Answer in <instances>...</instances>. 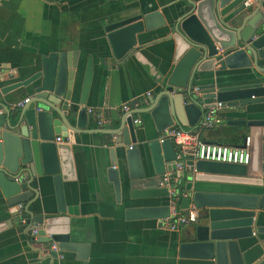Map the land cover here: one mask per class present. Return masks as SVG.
<instances>
[{"label": "water", "instance_id": "water-1", "mask_svg": "<svg viewBox=\"0 0 264 264\" xmlns=\"http://www.w3.org/2000/svg\"><path fill=\"white\" fill-rule=\"evenodd\" d=\"M243 1L178 0L179 12L173 20L152 8L105 26L117 59L133 53L136 34L166 24L182 49L159 88L130 102L131 107H137L134 112L150 115L156 126L155 138L148 139L138 131L131 111H124L117 127L108 130L114 134L113 142L124 147L120 166L112 156L107 176L117 201L122 186L127 189V219H155L162 226L171 210L186 211L191 206L197 211L194 223L177 228L172 241L173 264H264V226L257 225L256 212L263 207L264 194L244 191L264 184V106L256 107L264 103V0H252L249 6ZM120 38L125 44L118 52ZM71 56L66 51L49 52L30 76L3 90L28 88V101L12 108L0 102L5 106L0 115L1 192L9 206L22 204L21 210L29 216L27 223H31L27 230L30 243L52 261L85 258L87 248L73 240L62 182L74 178L70 142L76 134L90 131L86 128L89 114L85 99L92 64L88 59L76 102L72 87L78 61L76 53ZM246 68L258 73L253 81L216 87V72ZM7 76L12 78V74ZM211 77L213 81H209ZM215 101H221L228 112L244 115H222L214 125L220 140L204 141L212 155L187 160L184 170L176 172V152L171 138L164 136L165 129L196 130L205 108ZM56 135L62 136L61 143L55 142ZM165 170L180 180L185 177L191 186L179 185L178 197L169 196L161 186ZM39 177L51 179L57 203L54 214H33L27 209L38 196L32 181ZM197 182L240 187L239 191L198 190ZM152 198H167L168 202L142 204ZM32 229L37 230L36 239Z\"/></svg>", "mask_w": 264, "mask_h": 264}, {"label": "crops", "instance_id": "crops-1", "mask_svg": "<svg viewBox=\"0 0 264 264\" xmlns=\"http://www.w3.org/2000/svg\"><path fill=\"white\" fill-rule=\"evenodd\" d=\"M177 1L0 0V102L12 108L27 98L28 88L3 90L30 76L38 68L41 58L49 52L66 51L70 57L76 53L78 61L72 87L76 102L87 60L91 59L92 75L85 106L99 111L104 118L99 125L89 116L86 128L90 131L76 134L70 142L74 178L62 182L73 240L87 244L85 258L59 257L52 261L41 255L29 240V216L20 211L18 205L16 208L9 206L0 188V264H173L172 241L177 237V229L160 226L155 219H127L124 209L129 204L125 203L127 189L124 186L120 201L116 200L107 169L112 156L120 166L124 147L113 142L114 134L108 130L117 127L124 112L122 106L129 104L128 111L133 112L134 119H140L138 131L148 139L155 138L156 126L150 115L134 112L137 107H131L130 102L159 88L180 58L182 49L177 45L175 34L170 32V25L166 24L136 34L133 53L127 58L117 59L105 26L130 13L152 8H158L167 20H173L179 12ZM169 12L171 17L167 18ZM119 40L118 52L124 49L125 44V39ZM9 74H12L11 79L7 76ZM257 75L254 68L216 72L214 81L216 87L234 86L251 82ZM263 106L264 103L256 105ZM2 111H5V106L0 105V115ZM221 114L235 118L244 115L224 109ZM216 127L201 130V140H220L221 137L214 133ZM166 130L164 136H167ZM57 137L61 140L57 141ZM62 141L61 135L55 136V142ZM172 144L176 152L173 141ZM125 173L126 169L122 175ZM194 185L198 190L217 191H239L237 188L240 187L209 182ZM32 186L38 190V196L29 204L28 211L33 214L56 213L57 203L50 177L34 178ZM190 186L185 177L180 180V187ZM248 188L244 191L264 194V184ZM167 202V198H152L142 204L163 205ZM256 212L257 225L264 226V202L262 209ZM20 217H25L26 222Z\"/></svg>", "mask_w": 264, "mask_h": 264}, {"label": "built area", "instance_id": "built-area-1", "mask_svg": "<svg viewBox=\"0 0 264 264\" xmlns=\"http://www.w3.org/2000/svg\"><path fill=\"white\" fill-rule=\"evenodd\" d=\"M252 0H244V6H249ZM195 90L197 88L195 87ZM28 101V98H24L20 102L16 103V106H22L24 103ZM129 104H124L122 109L124 111L129 110ZM222 102L215 101L214 105L205 108L202 116L200 125L196 130H187L181 128H173L167 129L166 135L171 138L173 143L175 144L176 156L174 160L175 171L182 172L186 166L187 160L196 161L197 159L209 158L212 154H210V146L206 145L200 138L199 132L203 129L213 127L215 124H218L222 120ZM87 113L89 116L95 119L96 123L101 125L104 122V118L102 114L93 109L87 108ZM134 122L139 124L140 119L135 118ZM57 141H60L61 138L57 137ZM131 147V146H130ZM161 185L166 187L168 190V194L171 197H178L179 190L178 187L180 185V178L173 174V172H165L162 175ZM171 204H174L172 200ZM18 208H22V204H18ZM24 216V215H23ZM23 222H26L25 217H20ZM197 219V211L193 208H189L186 211L179 210H171L170 216L164 219L163 225H167L170 229H177L181 224H189L194 223ZM32 236L34 239L37 238V230L32 229Z\"/></svg>", "mask_w": 264, "mask_h": 264}]
</instances>
